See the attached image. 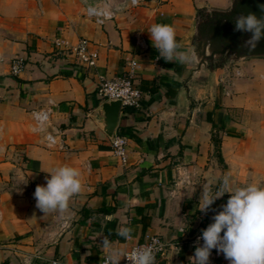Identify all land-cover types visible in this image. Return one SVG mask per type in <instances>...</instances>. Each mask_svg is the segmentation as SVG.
<instances>
[{"label": "crops", "instance_id": "0c3cea01", "mask_svg": "<svg viewBox=\"0 0 264 264\" xmlns=\"http://www.w3.org/2000/svg\"><path fill=\"white\" fill-rule=\"evenodd\" d=\"M230 1H125L99 25L84 14L83 0H0V264H96L107 231L123 251L157 235L167 245L155 264H189L215 212L198 209L209 184L215 192L226 174L234 186L264 183V58L191 81L186 61L166 62L147 31L170 25L177 51L188 56L196 10H223ZM80 38L97 52L93 67L67 56ZM13 57L24 62L14 76ZM122 73L140 97L119 110L112 132L125 140L121 163L96 121L103 101L95 90L101 78ZM39 109L49 110L44 131L31 119ZM236 109L254 112L251 127L236 122ZM44 132L64 148L48 145ZM63 165L80 170L81 192L67 213L44 215L35 187ZM120 227L131 229V239L117 235ZM209 262L228 264L215 249Z\"/></svg>", "mask_w": 264, "mask_h": 264}, {"label": "clouds", "instance_id": "9594fccd", "mask_svg": "<svg viewBox=\"0 0 264 264\" xmlns=\"http://www.w3.org/2000/svg\"><path fill=\"white\" fill-rule=\"evenodd\" d=\"M260 15L255 12H240L233 17L234 31L249 33L242 47L249 51L255 49L264 39V4L258 5ZM150 40L159 56L166 62H184L188 59L179 53L174 29L167 24H153L149 29ZM46 173L45 185H37L33 196L36 208L44 215L69 210V200L81 192V172L79 169L63 165L54 167ZM215 192L212 185L203 191L199 202V211L207 214L213 203L226 193L228 199L215 211L212 222L201 230L197 237L194 254L189 257V264H210L211 251L222 253L228 264H264V183L256 181L243 186H234L230 174L219 181ZM117 235L125 240L131 239V229L120 227ZM203 241L201 244L200 241ZM105 253V264H119L124 258L129 264H155L156 252L153 246L136 247L125 252L115 248L113 242L105 238L101 241ZM179 248L173 254H178Z\"/></svg>", "mask_w": 264, "mask_h": 264}, {"label": "water", "instance_id": "95a60500", "mask_svg": "<svg viewBox=\"0 0 264 264\" xmlns=\"http://www.w3.org/2000/svg\"><path fill=\"white\" fill-rule=\"evenodd\" d=\"M264 4V0H234L228 10L207 9L210 16L193 28L197 39L189 45L188 59L185 67L187 78L191 81L199 77L208 78L214 74L215 67H209L215 58L225 57L224 66L236 64L245 59L264 58V39L257 44L254 50L249 51L242 47V43L249 33L234 31L233 17L240 12L249 11L260 15L258 5ZM120 100L107 99L101 102L95 116L105 135L111 139L116 126Z\"/></svg>", "mask_w": 264, "mask_h": 264}, {"label": "built area", "instance_id": "2783aa9c", "mask_svg": "<svg viewBox=\"0 0 264 264\" xmlns=\"http://www.w3.org/2000/svg\"><path fill=\"white\" fill-rule=\"evenodd\" d=\"M84 1V0H83ZM144 0H126L129 6H136ZM107 8L95 7L84 5V14L91 17L96 24H102L104 20L113 17L114 10L107 11ZM89 41L85 38L78 39L75 46L68 48L66 51L67 56L71 57L74 64L90 68L93 67L97 60V52L95 49H89ZM24 67L23 59L13 57L8 63V72L10 75H17ZM96 94L104 101L107 99L120 100L119 110L133 107L137 104L140 97V91L133 83L131 76L128 73H122L119 75L112 76L111 78H101L96 85ZM48 109H39L31 111V119L33 127L36 131H44L48 119ZM44 138L48 145H55L58 149H63L64 144L57 142L53 134L44 132ZM111 150L116 155L120 162L125 161L124 145L125 140L122 136H113L109 141ZM166 243L159 238L157 235L145 236L141 241L134 243L125 252H128L136 247L153 246L157 250L156 256L162 254L166 248ZM103 255L96 264H105ZM54 264V262H52ZM120 264H129V262L122 258Z\"/></svg>", "mask_w": 264, "mask_h": 264}, {"label": "rangeland", "instance_id": "374dc122", "mask_svg": "<svg viewBox=\"0 0 264 264\" xmlns=\"http://www.w3.org/2000/svg\"><path fill=\"white\" fill-rule=\"evenodd\" d=\"M125 1L124 0H84L83 2H85V5L107 8L108 9L107 11L109 10L112 11L113 7L114 8L116 7V4H120L121 2H125ZM229 78H233V76L230 74L228 75L227 79ZM205 95L207 96L206 98H209L207 94ZM233 114L236 119V122L241 123L243 126H246V127H251L253 125L251 121H252V118L256 116L254 112L249 111V110H243V109H236L234 110Z\"/></svg>", "mask_w": 264, "mask_h": 264}, {"label": "flooded vegetation", "instance_id": "af4514ba", "mask_svg": "<svg viewBox=\"0 0 264 264\" xmlns=\"http://www.w3.org/2000/svg\"><path fill=\"white\" fill-rule=\"evenodd\" d=\"M233 2H234V0H231L229 5H228V7L226 9H223V10H228L229 6ZM212 10L215 11V10H218V9H212ZM209 16H210V12L207 9H205V8L200 9L199 12H196L195 13V27H197L199 23H201L203 21H207ZM194 36H195L194 38L196 39L197 38V34L195 33ZM224 61H225V57H223V56L217 57L211 63H209V67L221 66V65L224 64Z\"/></svg>", "mask_w": 264, "mask_h": 264}, {"label": "trees", "instance_id": "16d2710c", "mask_svg": "<svg viewBox=\"0 0 264 264\" xmlns=\"http://www.w3.org/2000/svg\"><path fill=\"white\" fill-rule=\"evenodd\" d=\"M201 9H203V8H201ZM199 11H200V9L196 10V12H199ZM162 64L163 65H167V66L172 65V64H169V63H165V62H162ZM207 119H208V117H207ZM226 201H227V199H225V198H219V199L215 200V202L212 205V208L209 211H219L221 209V206L224 203H226ZM144 225H145V223L142 224L143 228H144ZM114 237H115V234H113V232H108L107 231L106 234H105V238H107L109 240L113 239Z\"/></svg>", "mask_w": 264, "mask_h": 264}]
</instances>
